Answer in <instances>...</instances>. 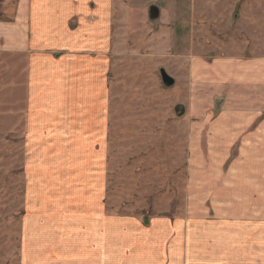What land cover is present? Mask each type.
<instances>
[{"label": "crops", "instance_id": "obj_1", "mask_svg": "<svg viewBox=\"0 0 264 264\" xmlns=\"http://www.w3.org/2000/svg\"><path fill=\"white\" fill-rule=\"evenodd\" d=\"M222 1L228 21L238 8L244 12L247 19L241 40L245 41L232 48L234 55L190 62L187 82L199 121L190 126L186 121L191 128L186 189L190 198L180 218L164 220L165 245L170 252L167 264H264V13L258 14L260 8L264 10V0H245L243 10L239 0ZM203 2L198 0L194 13L198 29L206 19ZM164 3L158 8L159 15L161 10H171L170 21L175 25L183 27V20L194 15L192 6L190 10L178 7L179 0ZM111 8L112 0H17L14 15L6 19L0 14V101H4L0 108L4 116L17 117L24 109L22 100H27L29 139L38 141L36 145L43 136L52 137V145H44L45 150L52 148V160L61 159L63 164L52 180L60 176L65 188L72 189L75 175L82 182L80 188L90 187L85 193L89 205L82 206L85 213L99 208L93 200L91 175H105L107 170ZM76 15L77 23L70 27ZM180 30L175 27L174 36ZM196 36L198 42L180 46L184 53L193 54L194 46L203 37L208 39L200 31ZM17 87L24 98L17 97ZM223 88L229 92L223 95ZM212 89H221L222 97L210 116L208 106L214 101L204 100V93ZM40 174L41 170L36 176ZM66 209L70 215L72 207ZM83 212L63 217L82 220ZM144 221L148 229L141 226L151 231L157 218ZM155 230L141 234L145 245L162 244ZM140 247L134 245V251L138 250L142 256L138 263L143 264ZM147 256L150 261L154 258L149 252Z\"/></svg>", "mask_w": 264, "mask_h": 264}, {"label": "rangeland", "instance_id": "obj_2", "mask_svg": "<svg viewBox=\"0 0 264 264\" xmlns=\"http://www.w3.org/2000/svg\"><path fill=\"white\" fill-rule=\"evenodd\" d=\"M244 1H238L241 10ZM187 2L179 0L178 7L190 10L192 6L191 13H196L198 0ZM16 3L17 0H0L1 16L9 19L14 15ZM222 3V0L203 2L206 17L201 21L203 30L198 29L195 14L188 21L183 20V27L170 21L171 10H161L156 20H149V6L163 8L164 0H112L113 53L109 57L106 84L107 170L105 175H91L98 210L88 206L89 212L82 211V206L89 202L85 193L90 187L80 188L82 182L75 175L72 189L65 188V180L60 176L58 181L52 180L63 164L61 159L52 160V148L45 150L44 145H52V137L43 136L40 138L43 141L36 145L38 141L29 139L27 100H22L24 109L17 117L4 116V108H0V264H139L142 256L138 250L134 251V245L139 249L140 242V254L144 252L145 256L143 264L168 263L170 252L165 245L164 220L180 218L188 204L187 139L191 133L188 126L199 121L198 108L194 111L191 107L194 99L187 82L190 62L199 57L234 55L232 48L245 41L241 40L245 35L242 25L247 19L244 12L238 8L228 21L222 13L226 6ZM263 13L260 8L258 14ZM77 17L70 19V27L76 25ZM175 27L181 29L178 36L173 34ZM198 31L208 35V39L203 37L191 50L193 54L184 53L180 46L188 41L198 42ZM161 69L175 79L172 86L163 84ZM17 88V97L24 98ZM219 91L204 93V100L214 101L212 107L208 106L210 116L215 114L213 105L219 106L218 99L222 97ZM228 92L222 89L223 95ZM176 106H183L184 114L180 117L175 112ZM39 170L41 174L37 177ZM199 199L201 203L203 198ZM69 207H72L70 215L66 209ZM64 209L66 212L62 213ZM82 212L86 216L82 220L63 217V214L75 217ZM144 218L148 221L157 218L151 231L145 230L149 223ZM154 230L162 244L149 247L141 240V234L145 236ZM146 250L154 257L152 261Z\"/></svg>", "mask_w": 264, "mask_h": 264}, {"label": "water", "instance_id": "obj_3", "mask_svg": "<svg viewBox=\"0 0 264 264\" xmlns=\"http://www.w3.org/2000/svg\"><path fill=\"white\" fill-rule=\"evenodd\" d=\"M159 17V9L157 6L151 5L148 8V18L151 21L156 20ZM160 76L163 84L165 86H172L174 84V79L170 77L164 69L160 70ZM179 110V111H178ZM175 112L178 117L184 114L183 106H176Z\"/></svg>", "mask_w": 264, "mask_h": 264}]
</instances>
